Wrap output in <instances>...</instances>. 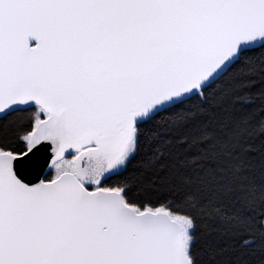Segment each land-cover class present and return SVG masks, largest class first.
Instances as JSON below:
<instances>
[{
	"label": "snow or ice",
	"instance_id": "6c2138e0",
	"mask_svg": "<svg viewBox=\"0 0 264 264\" xmlns=\"http://www.w3.org/2000/svg\"><path fill=\"white\" fill-rule=\"evenodd\" d=\"M0 264H264V0H0Z\"/></svg>",
	"mask_w": 264,
	"mask_h": 264
}]
</instances>
